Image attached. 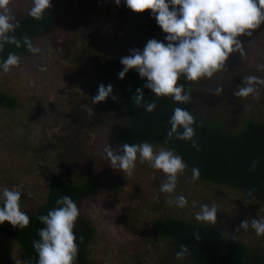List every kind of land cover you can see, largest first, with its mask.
I'll return each mask as SVG.
<instances>
[{
	"label": "rangeland",
	"instance_id": "1",
	"mask_svg": "<svg viewBox=\"0 0 264 264\" xmlns=\"http://www.w3.org/2000/svg\"><path fill=\"white\" fill-rule=\"evenodd\" d=\"M9 7L16 19L23 18L28 16L31 0H10ZM63 9L56 27L34 41L39 53L17 54L20 65L7 73L0 71V91L18 101L14 110L0 108V188L19 190L22 210L33 212L45 200L51 174L72 183L92 176L101 189L79 205L81 216L96 233L89 246L91 264H170L175 260L174 249L157 237L155 221L172 217L201 222L196 213L205 203L215 204L218 210L210 228L242 241L249 250L264 251V236H257L251 227L237 231L242 220L264 217V202L247 203L235 190L183 179L186 171L178 176L175 193H163L160 185L165 174L161 170L137 160L128 176L105 156L106 145H118L113 135L126 118L113 87L115 99L105 100L98 109L102 122L95 123L86 83L98 80L96 88L109 84L97 70V63L105 58L142 50L152 38L164 40L166 34L160 27L144 26L154 18L151 11L136 13L114 0H63ZM240 39L243 52L232 53L225 69L193 81L194 94H202L200 103L205 106L215 100L208 95L216 94L217 85L232 94L234 79L264 78V23L253 30L252 37ZM40 65H47V71L41 72ZM258 91L256 98L236 97L237 105L223 95L214 109L202 113L224 121L227 128H239L247 119L263 122L264 86ZM180 194L187 198L186 207L168 203L170 195ZM16 261L23 264L18 245L0 234V264Z\"/></svg>",
	"mask_w": 264,
	"mask_h": 264
},
{
	"label": "clouds",
	"instance_id": "2",
	"mask_svg": "<svg viewBox=\"0 0 264 264\" xmlns=\"http://www.w3.org/2000/svg\"><path fill=\"white\" fill-rule=\"evenodd\" d=\"M52 0H31L28 15L36 20L44 17L50 9ZM123 4L136 13L150 10L158 26L166 34L164 40L149 39L142 50L132 49L128 55L120 58L123 68L118 77L124 79L131 69L139 76L146 78L144 87L151 90L156 97H171L176 103L169 118L170 129L167 141L175 137L179 140L191 141L197 151L199 145L194 138L195 117L192 112L181 105L192 101L191 92L178 83L183 76L188 81L211 78L225 69L226 61L234 52L242 53L244 41L242 36L252 37L253 30L264 23V0H114L116 5ZM10 0H0V51L6 44H14L17 48L23 44L29 52L37 54L41 50L33 44L27 34L17 38L15 31L19 22L11 12ZM166 41V42H165ZM21 63V57L9 52L6 58L0 59V71L7 73ZM41 72L47 71V65H40ZM264 86V78L247 75L242 78L235 97H258L259 88ZM223 91L217 85L215 93ZM113 95V85L100 84L97 93L91 97L93 104L105 101ZM132 101L142 106L147 112L156 109L155 100L146 101L141 88L136 89ZM106 158L114 168L131 176L136 168L137 160L148 162L154 169L165 174L160 191L173 194L177 188L178 176L188 167L182 155L171 147H160L158 150L149 141L139 143L118 144L115 148L110 144L104 147ZM260 160L252 161L250 170H255ZM199 167H192V180L199 179ZM251 195V192L249 193ZM170 205L184 208L187 198L175 195L168 199ZM217 206L207 203L200 205L196 219L207 225L217 221ZM79 217V207L70 195H63L56 200V206L47 214H41L38 220L43 225L38 229L39 239L32 241L37 253L36 264H76L80 243L84 237H77L74 228ZM8 222L13 227L24 228L30 223L29 215L21 208V192L14 188H0V224ZM249 227L257 236H264V217L245 219L237 229ZM193 235L199 239V232ZM189 254V248L181 244L175 253L177 259ZM16 264H20L16 261Z\"/></svg>",
	"mask_w": 264,
	"mask_h": 264
},
{
	"label": "trees",
	"instance_id": "3",
	"mask_svg": "<svg viewBox=\"0 0 264 264\" xmlns=\"http://www.w3.org/2000/svg\"><path fill=\"white\" fill-rule=\"evenodd\" d=\"M63 12V0H52L50 9L45 12L42 19L36 20L29 15L17 18L19 26L15 35L21 38L27 34L34 43L56 27ZM144 26L151 30L159 27L152 17ZM9 52L26 54L29 51L23 44L19 48L14 44H6L0 51V59L6 58ZM120 58L119 56L105 58L101 63H97L100 79L104 78L106 83H111L119 92V103L126 118L125 125L115 130L114 141L117 144L149 141L154 146L171 147L182 155L188 165L183 179H192V167L197 166L200 170L197 180L208 185L235 190L243 195L244 202L247 203L264 202V121L247 119L239 128H227L224 121L213 120L211 115L202 113L207 109H214L212 107L217 101H222L224 96L229 97L228 102L231 104H239L234 92L238 90L242 80L238 77L232 81L233 86L237 84L233 87L232 94L231 91H223V94L208 95L215 98V100L209 98L210 103L213 100L210 106L200 103L202 94L198 97L194 94L193 81H188L184 77L178 80V83L184 85L185 90L191 92L192 101L181 107L190 110L195 117L194 138L200 148L197 151L191 141L175 137L165 144L170 129L169 118L176 103L171 97H156L152 94L150 89L144 87L146 78L142 79L135 69L129 70L124 79H120L117 75L123 68ZM96 82L98 80L93 79L86 83L91 92L90 97L97 93ZM138 87L142 89L146 101H156L157 107L154 111L147 112L144 107L136 106L132 101ZM104 102L93 104L92 117L97 124L102 122V113H99L98 109L101 110ZM17 104L16 97L0 91V108L14 110ZM257 158L260 160L259 165L255 170H250L252 161ZM100 189L101 185L92 176H88L83 182L72 183L59 174H51L45 200L35 211H25L30 217L29 225L19 228L4 222L0 224V234L18 245L23 264H36L38 256L32 241L39 239L38 229L43 226L38 220L39 215L47 214L49 209L56 206V200L63 195H70L79 207L84 199L96 195ZM74 231L77 237L81 235L84 237L79 246L76 264H91L89 246L96 233L93 225L83 218L80 212ZM154 231L158 238L169 242V246L174 249L175 260L170 264H264L263 250H249L242 241L229 238L201 222L172 217L159 218L155 221ZM194 232H199V239L193 235ZM181 244L189 248V254L183 259H177L175 253Z\"/></svg>",
	"mask_w": 264,
	"mask_h": 264
},
{
	"label": "bare ground",
	"instance_id": "4",
	"mask_svg": "<svg viewBox=\"0 0 264 264\" xmlns=\"http://www.w3.org/2000/svg\"><path fill=\"white\" fill-rule=\"evenodd\" d=\"M237 85V84H236ZM236 85H234V86H236ZM228 125V124H227Z\"/></svg>",
	"mask_w": 264,
	"mask_h": 264
}]
</instances>
